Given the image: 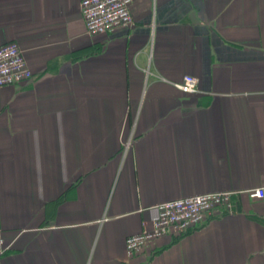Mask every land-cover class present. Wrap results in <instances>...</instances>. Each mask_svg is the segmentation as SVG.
I'll return each instance as SVG.
<instances>
[{
    "label": "crops",
    "instance_id": "0c3cea01",
    "mask_svg": "<svg viewBox=\"0 0 264 264\" xmlns=\"http://www.w3.org/2000/svg\"><path fill=\"white\" fill-rule=\"evenodd\" d=\"M80 3L0 0L34 73L0 87V264H264V0H133L95 35ZM211 191L232 212L127 255L160 202Z\"/></svg>",
    "mask_w": 264,
    "mask_h": 264
},
{
    "label": "built area",
    "instance_id": "2783aa9c",
    "mask_svg": "<svg viewBox=\"0 0 264 264\" xmlns=\"http://www.w3.org/2000/svg\"><path fill=\"white\" fill-rule=\"evenodd\" d=\"M132 2L133 0H81L80 10L87 31L95 35L130 25L134 21ZM33 74L19 42L12 40L0 45V87L30 79ZM176 84L186 93L199 90V78L192 74H185ZM248 194L252 198H262L264 187L249 189ZM231 196L232 191H211L160 202L156 206L158 216L151 226L144 224L141 232L126 237L127 255L140 253L150 241L163 235L185 234L207 221V217L216 211L232 212ZM9 248L5 238L0 236V259Z\"/></svg>",
    "mask_w": 264,
    "mask_h": 264
}]
</instances>
